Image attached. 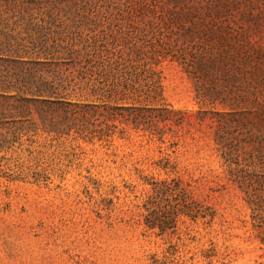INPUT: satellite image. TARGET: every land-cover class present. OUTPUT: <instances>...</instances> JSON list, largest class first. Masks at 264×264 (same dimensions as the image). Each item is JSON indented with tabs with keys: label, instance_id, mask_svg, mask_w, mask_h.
Listing matches in <instances>:
<instances>
[{
	"label": "rangeland",
	"instance_id": "1",
	"mask_svg": "<svg viewBox=\"0 0 264 264\" xmlns=\"http://www.w3.org/2000/svg\"><path fill=\"white\" fill-rule=\"evenodd\" d=\"M84 1L35 15L120 56L128 96L0 127V264H264V178L238 187L215 150L264 125V0ZM178 176L214 216L148 228L151 183Z\"/></svg>",
	"mask_w": 264,
	"mask_h": 264
},
{
	"label": "trees",
	"instance_id": "2",
	"mask_svg": "<svg viewBox=\"0 0 264 264\" xmlns=\"http://www.w3.org/2000/svg\"><path fill=\"white\" fill-rule=\"evenodd\" d=\"M86 5L84 0H0V77L27 78L0 79V127L26 120L30 104L107 105L118 104L117 100L128 96V72L117 69L120 65L123 68L120 56L114 59V51L105 44L83 41L71 34L51 35L49 24L55 23V19L39 20L35 15L40 8L49 17L53 12L78 13ZM51 71L55 77L52 80L42 75L35 79L36 74H51ZM74 96L86 102L72 101ZM89 97L94 99L88 101ZM113 107L124 109V106ZM215 144L228 181L248 188L252 176L264 178V125L240 136L219 135ZM200 180V177L184 180L178 176L152 182L144 203L148 228L158 227L162 232L170 227L171 223L160 218L161 208H168L171 225L182 214L212 218L214 212L208 213L209 207L193 195Z\"/></svg>",
	"mask_w": 264,
	"mask_h": 264
}]
</instances>
